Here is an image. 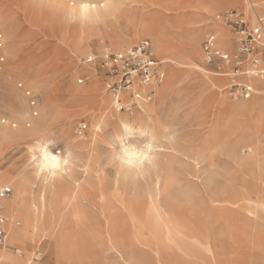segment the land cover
I'll return each instance as SVG.
<instances>
[{"label": "rangeland", "instance_id": "374dc122", "mask_svg": "<svg viewBox=\"0 0 264 264\" xmlns=\"http://www.w3.org/2000/svg\"><path fill=\"white\" fill-rule=\"evenodd\" d=\"M117 1L112 11L108 0H0V175L25 180L22 212L39 223L18 242L9 237L23 255L0 252L25 264L36 249L51 264H264V131L253 129L252 104L264 91L251 83L250 99L231 97L201 49L215 13L241 7L255 22L264 0ZM84 2L108 12L82 18ZM145 38L166 78L148 103L119 108L102 63ZM142 117L158 136L169 126L175 140L160 141L146 174L133 177L112 163L108 144L121 120ZM41 139L52 152L71 149L70 175L47 183L34 175L28 147ZM3 184L15 192V182ZM7 215L9 229H24L19 212Z\"/></svg>", "mask_w": 264, "mask_h": 264}, {"label": "built area", "instance_id": "2783aa9c", "mask_svg": "<svg viewBox=\"0 0 264 264\" xmlns=\"http://www.w3.org/2000/svg\"><path fill=\"white\" fill-rule=\"evenodd\" d=\"M100 1L103 6L104 3ZM94 5V4H93ZM214 28L208 29L201 43L204 64L215 74L228 79L227 89L235 99H250L255 88L250 79L264 80V10L251 22L241 7L227 8L215 13L209 20ZM221 26V34L216 27ZM5 45L4 34L0 28V49ZM91 57V59H89ZM86 62H94L96 57L89 56ZM226 57V58H225ZM5 57L0 56V68ZM103 67H106L108 81L106 87L117 102L119 108H131L148 103L153 99L150 88L158 87L166 78L165 61L159 59L148 38L133 46L116 49L107 53ZM121 93H129L130 98L123 101ZM27 94H31L28 91ZM31 96V95H30ZM35 101L32 100V105ZM86 125L80 127V131ZM11 185L0 186V247L9 248L10 229L6 201L13 195ZM21 226L20 221H14ZM15 254L23 255L19 247H14ZM45 255L36 250L31 255L29 264H51Z\"/></svg>", "mask_w": 264, "mask_h": 264}, {"label": "clouds", "instance_id": "9594fccd", "mask_svg": "<svg viewBox=\"0 0 264 264\" xmlns=\"http://www.w3.org/2000/svg\"><path fill=\"white\" fill-rule=\"evenodd\" d=\"M81 16L87 17L89 4L80 5ZM175 140V134L169 126L162 127V135H157L154 129L142 123L121 121L119 129L111 137L108 148L111 151V161L117 169L125 174L138 177L146 174L147 168L153 164L155 154L159 150L160 141L169 143ZM53 141L36 140L28 147V163L37 178L45 182L68 176L76 167L77 159L69 148L55 154L50 150Z\"/></svg>", "mask_w": 264, "mask_h": 264}, {"label": "bare ground", "instance_id": "6f19581e", "mask_svg": "<svg viewBox=\"0 0 264 264\" xmlns=\"http://www.w3.org/2000/svg\"><path fill=\"white\" fill-rule=\"evenodd\" d=\"M254 1H256V0H254ZM244 2H248V0H244ZM108 3H110L109 8L112 9V11H115L118 9L117 4L114 3L113 0H108ZM118 5H119V3H118ZM95 6H96V4H95ZM92 7H93V4H92ZM105 12H108V10L106 9L105 11H99L94 7V9L90 8V11L88 12L87 17L81 16V11H80V16L82 18H90V19L95 18V19H97V18L103 17L105 15L104 14ZM221 34H224V31ZM194 35H195V37L192 38L193 42H195V38H196V34H194ZM128 41L126 42L127 44H132L131 39H130L131 42H128ZM125 46H127V45H124V47ZM193 51L197 52L196 48L193 47ZM205 71L208 72V70H205ZM210 73L214 76H218L214 72H210ZM213 79H215V78L211 77L208 80L209 86H216V83ZM251 82L255 85L256 90H258V91L263 90L264 91V83L257 82V81H251ZM162 90H163V88L162 89L160 88V93ZM255 100L256 101H252V104H254V105L256 104V110L258 113L257 114L258 118H257V122L255 124V127L253 129H255L256 131H262V130L264 131V100L262 99L261 102H260V100H257V99H255ZM143 109H145V108H143ZM125 120L127 121V119H123L121 121H125ZM140 120H141L140 123H142L146 126H150L152 128V125L148 119H146L145 117H142V118H140ZM53 153L55 154L56 152H53ZM255 153H257V152H255ZM255 153H253V154H255ZM5 182H11L13 184L15 182V184H16V190L13 193V198H10L9 200H7L6 205L9 209V211L16 210V213L19 212L21 214L23 220H24V229L23 230H19V229H15V228L13 229V227L10 228V240L18 242L21 239L27 237V235H28L27 234V228L29 226H31L33 228H37L39 223H38L37 216L34 215V213L31 211V209L27 210L26 215H24L22 212V210L24 209V205H25L24 197L27 194V184H26L25 180L22 178L15 179V178L0 175V186L3 185V183H5ZM57 247L58 248H56V250H54V252L56 254H63V251L61 250V248L59 246H57ZM0 264H25V263H23V260L18 258V257L10 256L5 249V250L0 252Z\"/></svg>", "mask_w": 264, "mask_h": 264}, {"label": "crops", "instance_id": "0c3cea01", "mask_svg": "<svg viewBox=\"0 0 264 264\" xmlns=\"http://www.w3.org/2000/svg\"><path fill=\"white\" fill-rule=\"evenodd\" d=\"M9 246H10V247L7 248V249H11L12 251H13V248H14V247H17V246L11 245L10 243H9ZM36 250H39V249H36ZM36 250H35V251H36ZM13 252H14V251H13ZM33 252H34V251H33ZM33 252H32V254H33ZM14 253H15V252H14ZM32 254H31V255H32ZM30 258H31V256H30ZM29 261H30V259H29ZM28 264H29V262H28Z\"/></svg>", "mask_w": 264, "mask_h": 264}, {"label": "snow or ice", "instance_id": "6c2138e0", "mask_svg": "<svg viewBox=\"0 0 264 264\" xmlns=\"http://www.w3.org/2000/svg\"><path fill=\"white\" fill-rule=\"evenodd\" d=\"M93 7H95V5H93ZM226 58V57H225ZM89 59H91V57H89Z\"/></svg>", "mask_w": 264, "mask_h": 264}]
</instances>
